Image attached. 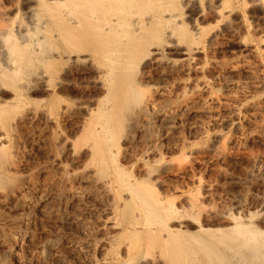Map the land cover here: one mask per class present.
<instances>
[{
    "label": "bare ground",
    "instance_id": "obj_1",
    "mask_svg": "<svg viewBox=\"0 0 264 264\" xmlns=\"http://www.w3.org/2000/svg\"><path fill=\"white\" fill-rule=\"evenodd\" d=\"M240 2L25 0L19 12L15 8L16 15L11 6L1 3L0 204L25 193L15 180L20 177L14 178L19 172L18 143L41 125L52 156L49 164L53 163L55 170L48 179L49 189L43 187L38 194L39 210L48 214L55 211L58 219H54L64 220L72 206L86 201L101 206L103 224L111 231L104 251L116 264H264V230L259 225L264 204L261 212L244 215L240 211L217 213L201 200V194L176 192L181 199L177 202L172 186L163 187L176 171L187 169L175 160V154L164 155L155 135L181 118L180 112L196 111L197 103L210 120L216 109L212 105L204 108L207 101L231 117L237 115L239 109L228 103L238 98L212 97L209 81L199 76L213 81L223 75L236 79L242 71L254 74L257 61L253 67L240 59H213L214 63L204 66L198 59H211L204 52L209 50L213 57L212 52L222 46L219 32L213 31L216 26H223L225 33L234 22H242ZM258 2L264 10V0ZM201 21L215 26L205 27ZM262 36L257 40L264 42ZM248 53L260 56L253 49ZM190 73L200 79L186 82ZM175 86L181 92L171 97L169 90ZM231 122L221 120L219 125L230 128ZM253 129H259L264 140V122ZM219 137H213L214 143L220 142ZM179 155L185 160L184 151ZM258 159L248 157L254 165ZM31 183L23 185L35 190L36 184ZM28 201L22 198L18 207L23 208ZM2 236L4 242L7 235ZM55 245L51 242L46 246Z\"/></svg>",
    "mask_w": 264,
    "mask_h": 264
},
{
    "label": "rangeland",
    "instance_id": "obj_2",
    "mask_svg": "<svg viewBox=\"0 0 264 264\" xmlns=\"http://www.w3.org/2000/svg\"><path fill=\"white\" fill-rule=\"evenodd\" d=\"M240 1L241 2L239 3V6L242 5V8L240 6V12H238L241 13L240 15L243 16L242 19L244 21L242 20V22L238 23L237 21L234 22L230 31L225 32L226 34L223 33V26H216L213 31L216 30L217 33L219 32L218 41L220 40L219 43L223 42L220 43L222 46H220L217 51L212 52V55L213 53H215L213 57H210L211 53H209V50H206V52H204V55L206 54V57L209 55L208 57L212 60L205 59L207 60V62H204V56H201L198 59L199 62L203 61V65L206 63L205 65L207 66L208 62L210 64L214 62L235 61V59H240L239 61H245L244 63L247 62L246 64L250 65H253L257 61L254 65H257L258 69L256 67V71L258 73L256 71L253 72L254 74L242 71L238 74L236 79H230V77H228L227 75H223L214 77L216 80L214 79L213 81V79L208 80L206 75L199 76L200 78L203 77L201 78L202 80H205L206 82L209 81V88L212 86V97L222 94L223 99H226L229 96H236L240 100L239 101L237 99L233 102L228 103L230 106L236 108V111L237 109H239L236 113L237 115L231 117L229 112L224 111L218 107L217 109L216 106L211 103L209 104V101H207L208 105L206 102L205 106H203L204 108L212 105L211 107L216 109L213 111L210 120L208 119V114H204L201 112L202 108H199L201 107V105L197 103V105L200 106H194L197 109H195L196 111H192L189 113L183 111L180 112L182 115L181 118L179 117L180 120H178V118L172 125L159 129L157 130V132L155 131V135L157 137V140L160 139V141L157 142L161 144L162 152L165 153L164 155L175 154V160H180V163L182 162L183 164L181 165L186 167L187 169V172L181 171V174L179 172L177 173L176 169V175L169 179L170 183L167 184L168 186L163 187V189H169V187L172 186L171 188H173V191H171V188L170 191L171 194L174 193V197H177H175L176 201L179 199L177 202H180L181 199L179 195L176 194V192L185 191V193H187L188 195H190V193L196 196H199V194H201L199 196L200 198H202L201 200L206 205L209 204V207H212L217 213L227 211H232L233 213H235L236 211H240L241 214L247 215L248 213L261 212V205L264 204V140H262L260 136V130L257 129L256 131L253 129V127H255L256 125L258 126L261 124V122H264V45L262 46L264 42L258 41L259 39L262 40V35H264V10L260 9L258 2L259 0H254L255 3L253 0ZM251 1H253V5ZM24 2L25 0H22V2L21 0H0V4L2 3L4 5H8L9 7L11 6L10 9L13 10L11 11L12 14L15 12H19L23 7ZM12 3L16 7L12 6ZM15 8H18L17 11H15ZM200 23L205 27H207L208 25L211 27L215 26V23L206 24L205 22L202 23V21ZM244 23L246 25H244ZM237 24L238 27L236 26ZM239 24L241 25L239 26ZM242 25L244 27H242ZM236 28L237 30L239 29V31H234ZM247 30L248 32H245ZM221 32L223 35L220 34ZM227 33H233L234 35L232 36L230 34L228 37ZM224 34L227 36H225ZM240 34L244 36H241ZM259 35H261V37ZM246 38H248V40ZM244 40L247 42V45L245 44L246 42ZM225 41L227 42L225 43ZM233 41L234 43L232 44ZM250 45L252 46L250 47ZM241 47L249 48L242 49ZM248 49H253V52L259 53L256 54L260 56L252 57V55L248 53ZM170 57L173 59H178V57H174V55H170ZM254 65L253 67H255ZM193 75L194 74L190 73V76L194 79H191V77L188 75V77L190 78L188 79L187 77V80L185 79L186 82H189V80H191L189 82L191 83L200 79L198 78V76H196V78L193 77ZM227 78H229V80ZM224 81L228 83L224 85ZM176 88L177 87L175 86V90H169L171 97L174 95L176 97V95L179 94L180 89L178 88V90H176ZM171 92H173V94ZM73 96H75V93H72V97ZM226 119H232V122L234 123L231 122L232 126L230 125V128H221V126L219 125V121ZM69 125L70 124L66 125V128H68L67 130H70ZM38 128L37 130H32L30 131V133H27L28 135H25L26 137H24L18 143V156L20 155L21 157L17 156L16 161L18 160V163H16L17 165L19 164V172L14 175V178L20 177L15 180H17V185L19 184V188L23 187L22 193H25H23L21 196H13L9 199V201L4 203V205L2 203L0 204V212L2 213V218L0 217L2 221L0 220V224L3 222V225H0V264H116L117 261L111 257H108V255H106V251H104L106 250V248L104 247V242L109 236H111L109 234L111 233V231L103 224L104 215L100 208L101 206L94 203L92 204L90 203V201L84 202L85 204H81V206H72L68 210V217L64 220H57L58 218L54 213L55 211L48 214L49 211L47 210H39L41 207L37 205V200L39 199L37 198L39 197L38 194H41V192L45 190V187L49 189L51 183L48 179L52 178L50 175L52 174L53 176V170H55V167L53 163H50L52 165L49 164V161L52 162V156L49 154L46 147V141L44 140L45 138H43L45 136V132L42 130L41 125L40 128ZM36 133L39 134L36 135ZM205 135L206 137L204 138ZM216 136L222 137H219L220 142H217L218 144L214 143V138ZM223 143H225V145L227 144L226 147H224L225 145ZM182 144L184 146H182ZM193 144L195 145V148ZM217 148H219V150ZM181 150L184 151L185 160L179 159V152ZM250 155H255V157L259 158V162H257L258 164L254 165L253 163H250V161L248 160V157ZM60 156L61 158H64L62 154ZM42 159L45 164L48 163L46 166L43 165L44 162L42 161ZM189 166L192 169H190ZM189 172L191 176L188 175ZM195 177L196 179H194ZM27 178L31 179L28 180ZM36 180L37 182H35ZM30 181L36 184V186L34 185V187H36L35 190L34 188H31L32 190L26 188L29 185L28 183H31ZM47 181L49 185L45 186L48 184ZM23 184H27V186ZM37 186L39 187V189L37 188ZM22 198H24L26 201H29L26 203L27 205H23L24 207L20 208L18 206L20 205ZM260 201L262 204L260 203ZM22 210L25 211L23 215H21ZM8 216L12 220L14 219L13 222L10 218L6 219L8 218ZM263 219L264 215L261 216L259 225L264 230ZM2 232L7 235V238L6 240H4V242L1 240L3 239L2 235H4ZM49 242L56 243L57 245L50 248L49 246H46L50 244ZM96 242H99L100 244ZM101 251H103V253ZM103 255H105V259ZM106 256L108 258H106Z\"/></svg>",
    "mask_w": 264,
    "mask_h": 264
}]
</instances>
